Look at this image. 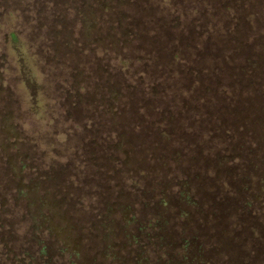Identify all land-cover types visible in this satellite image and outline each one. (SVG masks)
I'll return each mask as SVG.
<instances>
[{
	"label": "rangeland",
	"instance_id": "obj_1",
	"mask_svg": "<svg viewBox=\"0 0 264 264\" xmlns=\"http://www.w3.org/2000/svg\"><path fill=\"white\" fill-rule=\"evenodd\" d=\"M229 190L264 211V0H0V264H181Z\"/></svg>",
	"mask_w": 264,
	"mask_h": 264
},
{
	"label": "trees",
	"instance_id": "obj_2",
	"mask_svg": "<svg viewBox=\"0 0 264 264\" xmlns=\"http://www.w3.org/2000/svg\"><path fill=\"white\" fill-rule=\"evenodd\" d=\"M234 1L238 2V4L243 3V0H234ZM215 178L217 180H219L217 182L220 183L219 185L216 184L215 187L220 192H223V190H225L223 188V184H225V183L227 184L226 180L222 181L220 177H215ZM228 184H229V182H228ZM226 192H230L232 195H228L229 197H226L228 199V201L221 200V201L217 202L218 206L216 208L212 209V213H214V217H212V218L213 219L218 218V213H219L222 216V218L224 220H226V218L228 216H226L227 214H225V213H229L232 216V218L228 217V219L230 221V223L228 221L230 228H228L227 232L225 233V231H222L223 233L220 234V236H216V234H215L216 231L214 229L217 230L219 228V225L211 222V223H209V225H212V228H209L208 231L212 230L213 234L210 235V241H208L206 239L205 240L206 242L202 243L201 246L199 247L198 246L199 242L197 241L198 239L201 238V236H200L201 234H199V233L196 235V239L191 238L190 240H188V241L185 240V241L187 243H191L194 241V246H192L193 249L195 247V248H197L199 253H202L203 252L202 250H204V248L208 247V245L211 244V243L209 244V242L212 241V238L217 237V240H218V243H217L218 256L216 257V259H214V256H212L211 252H210L208 259L214 260V262L217 264H218V262H220L219 264H225L227 262L226 259L228 257L224 256V252H226V250L231 248L232 245L237 246V243L240 245L239 241H242L241 237L244 234H246V231L248 229V226H246L244 224V223H246V222H244V220L247 219V222L249 221V230L251 231L250 232L251 235H252V231L254 230L253 232L256 235H260V236H257L255 240H252L253 246L250 249L248 247V250L245 251V257H244V254H243V257L245 258L247 264H256L255 263L256 257L254 255V250L261 249L264 246L263 245L264 237H263V233H262L263 227L261 224V220H260V218L257 217L254 210L257 211L259 209V211H257V213H259V212H262L263 209H262V207L258 208V207H256V205H252L251 203H249V201H246V200H249L250 198H247L245 200V203H243L245 206L243 204L241 206L238 203V199L235 198L236 196L234 195L233 191L229 190ZM219 194H222V193H219ZM223 195H227V194H223ZM241 199H244V198L241 197L240 200ZM245 214H246V216H244ZM207 223H208V221H207ZM158 232H160V231H158ZM227 233L229 235H227ZM257 233H260V234H257ZM217 234H218V231H217ZM227 240H228L229 246L225 248V243L227 242ZM185 246H186V250H187L186 256H188L190 254V249H188L187 245H185ZM178 249H180V248H178ZM193 253H195V252L193 251ZM187 259H189V258L187 257ZM208 259H205V260H208Z\"/></svg>",
	"mask_w": 264,
	"mask_h": 264
},
{
	"label": "flooded vegetation",
	"instance_id": "obj_3",
	"mask_svg": "<svg viewBox=\"0 0 264 264\" xmlns=\"http://www.w3.org/2000/svg\"><path fill=\"white\" fill-rule=\"evenodd\" d=\"M4 212V211H3ZM151 224H152V222H151ZM149 228V227H148ZM4 229V227H0V230H1V233H8V232H10L11 230H3ZM4 231V232H3ZM156 233V232H155ZM148 235V234H147ZM150 237L152 238V240H150V241H148V238L150 239ZM166 238H168V236L166 237ZM153 239H154V236L152 235V234H149L148 236H147V242H145V244H144V246H146V247H149L150 248V250L152 251V253H154V252H156L157 250V248L158 247H160V248H163L164 246L165 247H168V246H170V248L172 247L170 244H172V242L171 241H169V240H167L168 241V243L169 244H166V245H163V243L162 244H160V243H156V242H154L153 241ZM1 241V240H0ZM4 241V240H3ZM185 245H187L188 246V249H190L191 248V246H194V243L193 242H191V243H187L186 241H184V242H181V243H178V247L177 248H180V252H183V253H186V246ZM138 246H139V249L141 250V245L140 244H138ZM38 247V246H37ZM42 247H45V250H46V243H42V244H40V246L38 247V252H37V254H34L33 252H30L29 250H24L25 251V253H23V252H21V253H23V255L24 256H26V258H28V260L30 261V263L31 264H73V262L71 261V259L70 258H68V260L66 259V258H64V260H66V261H63V257L62 256H59V254H61L62 252L60 251L59 253H57V254H55V256L53 257L51 254H50V256H46L45 257V255L44 254H42V252H41V250H42ZM22 249H24V248H22ZM210 252L211 251H209V254H210ZM6 257H7V259H8V261L9 262H11V263H13V262H15L16 260V257L14 258L13 257V251H12V248H10V249H7L6 250ZM114 254V253H113ZM115 255V254H114ZM139 257H141V256H139ZM143 257V256H142ZM111 258H113V259H115V256H112ZM44 260V262H43V260ZM140 260H141V262L139 263V264H155L154 262H153V260L152 259H142V258H140ZM186 260H187V256H186V254H184V256H183V260L182 261H180V263L181 264H186L187 262H186ZM207 261H208V263L209 264H217V263H215V262H213L212 263V261L211 260H204V262H205V264H208L207 263ZM118 263V262H117ZM122 263V262H121ZM121 263H118V264H121ZM131 264H135V263H131ZM162 264V263H161ZM170 264H179L178 262H172V263H170Z\"/></svg>",
	"mask_w": 264,
	"mask_h": 264
}]
</instances>
